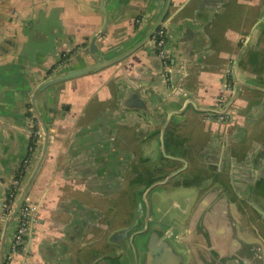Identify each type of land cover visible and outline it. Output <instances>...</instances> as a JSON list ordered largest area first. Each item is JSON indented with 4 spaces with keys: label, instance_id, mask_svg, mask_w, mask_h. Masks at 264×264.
Instances as JSON below:
<instances>
[{
    "label": "crops",
    "instance_id": "0c3cea01",
    "mask_svg": "<svg viewBox=\"0 0 264 264\" xmlns=\"http://www.w3.org/2000/svg\"><path fill=\"white\" fill-rule=\"evenodd\" d=\"M160 20L167 79L154 46ZM94 35L99 58L125 55L47 86L33 105L46 79L94 62ZM5 38L0 264L103 262L114 229L96 212L104 200L112 211L113 177L104 181L99 166L111 168L117 150H132L133 160L179 151L190 168L197 150L222 143L226 161L244 163L246 175L264 181V0H0V44ZM212 109L232 121L217 120ZM39 116L47 144L44 150L43 133L23 170L32 126L43 124ZM15 181V200L30 183L25 197L38 216L24 247L8 259L19 210L13 215L2 204Z\"/></svg>",
    "mask_w": 264,
    "mask_h": 264
},
{
    "label": "flooded vegetation",
    "instance_id": "af4514ba",
    "mask_svg": "<svg viewBox=\"0 0 264 264\" xmlns=\"http://www.w3.org/2000/svg\"><path fill=\"white\" fill-rule=\"evenodd\" d=\"M226 146L197 150L190 168L165 148L169 159L133 160L124 149L111 168L102 163L104 181L113 177L112 211L104 200L96 218L114 230L98 264H264V181L226 161Z\"/></svg>",
    "mask_w": 264,
    "mask_h": 264
},
{
    "label": "built area",
    "instance_id": "2783aa9c",
    "mask_svg": "<svg viewBox=\"0 0 264 264\" xmlns=\"http://www.w3.org/2000/svg\"><path fill=\"white\" fill-rule=\"evenodd\" d=\"M155 52L160 59L162 65V72L164 77L167 79L171 71L170 58L167 52L166 40L167 34L165 27L160 24L157 26L153 33ZM219 119H227L229 114L227 111L215 113ZM42 136V131L39 123L36 121L31 129V139L28 146V151L22 160L21 168L25 170L30 164L33 157L36 155L38 143L40 137ZM13 187L5 194L3 201L4 211H9L13 204L15 198V191L17 188V181L14 182ZM38 216V206L32 202L29 198L25 197L22 202L17 217V224L12 235L10 250L7 255L8 259L12 258L14 254L18 253L21 248L24 247L26 239L31 235L34 223Z\"/></svg>",
    "mask_w": 264,
    "mask_h": 264
},
{
    "label": "water",
    "instance_id": "95a60500",
    "mask_svg": "<svg viewBox=\"0 0 264 264\" xmlns=\"http://www.w3.org/2000/svg\"><path fill=\"white\" fill-rule=\"evenodd\" d=\"M163 15H164V13H163ZM161 20H162V17H161ZM161 20L158 22V24L156 25L155 29L157 28L158 25H160ZM96 36L97 35H94L92 37V39L90 41V44H89V53L93 57L94 62L92 64H89V65H86V66H83V67H80V68H74V69L67 70V71H65V72H63L61 74H58L57 76H54V77L46 79L44 82H42L39 86H37L35 88V90H34V92L32 94V97H31V102H32L33 105H34V99H35V96L37 95V93L39 91L45 89L47 86H49V85H51V84H53V83H55L57 81H60V80H64V79H67V78H70V77H73V76H76V75H79V74H82V73H85V72H90V71L99 69L100 67L105 66V65H107V64H109L111 62H114V61L118 60L119 58H122L125 55L124 54V55H122L121 57H118V58L117 57H112V58H108V59L99 58V56L97 54V45L95 44ZM7 41H8V38L3 39L2 44H0V45L2 46L3 44L7 43ZM233 97H234V94H233ZM209 112L219 113V110L218 109H212V110H209ZM177 113H178V111H177ZM168 116H170V113L168 114ZM39 118H40L41 122L43 123L42 125L41 124H39V125H40L41 131H42V135L44 133V138H45L44 150H45V147H46V144H47V138H48V130H47L46 125L44 124V121H43L42 117L39 116ZM166 121L168 122V118L166 119ZM166 121H165L164 126L167 123ZM163 129H164V127H163ZM36 154H37V152H36ZM35 156L31 160L30 164L34 160ZM30 164H29V166H30ZM29 185H30V183H28L23 188V190L21 191L19 196L14 201L13 207L11 209L13 215L19 210L22 202L24 201Z\"/></svg>",
    "mask_w": 264,
    "mask_h": 264
},
{
    "label": "trees",
    "instance_id": "16d2710c",
    "mask_svg": "<svg viewBox=\"0 0 264 264\" xmlns=\"http://www.w3.org/2000/svg\"><path fill=\"white\" fill-rule=\"evenodd\" d=\"M21 171V170H20ZM19 174H17V176H18Z\"/></svg>",
    "mask_w": 264,
    "mask_h": 264
}]
</instances>
